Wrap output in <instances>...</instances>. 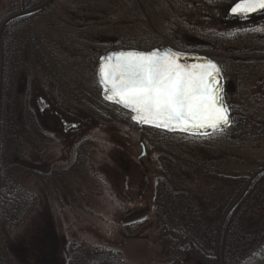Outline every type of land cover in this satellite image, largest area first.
<instances>
[{
    "label": "rangeland",
    "instance_id": "1",
    "mask_svg": "<svg viewBox=\"0 0 264 264\" xmlns=\"http://www.w3.org/2000/svg\"><path fill=\"white\" fill-rule=\"evenodd\" d=\"M96 1L55 0L33 21L34 46L22 45L5 106L13 142L2 159L35 202L23 223L0 228V264H67L91 248L117 252L125 264H168L158 245L156 187L164 182L171 196L178 181L179 189L197 194L207 227L212 186L190 166L212 159L229 174L249 177L259 169L255 160L264 165V53L238 49L236 21L226 18L236 0ZM6 3L0 0V13ZM158 48L204 55L224 67L231 118H249L251 134L145 137L129 111L102 99L100 57ZM165 152L180 166V180L167 177Z\"/></svg>",
    "mask_w": 264,
    "mask_h": 264
},
{
    "label": "trees",
    "instance_id": "2",
    "mask_svg": "<svg viewBox=\"0 0 264 264\" xmlns=\"http://www.w3.org/2000/svg\"><path fill=\"white\" fill-rule=\"evenodd\" d=\"M45 0H7L5 11L0 13V25L9 16L22 10L33 8ZM92 0H71L75 5L89 4ZM134 1V0H132ZM97 1L95 0V3ZM127 0H120L124 6ZM131 2V0H130ZM100 3V0L99 2ZM28 18L16 20L5 29L1 41V80H0V228L14 227L23 223L28 217L35 202V195L20 182L11 171L10 166L4 164L3 153L10 146L12 137L7 136L5 106L15 72V66L20 57L22 45L28 48L34 46L32 24L42 13ZM263 54V53H261ZM223 57V62L228 61ZM222 63V62H221ZM221 70L224 67L221 66ZM239 70L236 68V71ZM224 73V71H223ZM226 100V99H225ZM227 103V102H226ZM230 115V125L218 132L207 134V137L225 138L231 131L239 136L251 134L253 123L249 118L240 117L234 123L231 109L227 104ZM143 135L153 133L155 136H175L177 133H168L153 128L144 127ZM184 135V134H181ZM12 138V139H11ZM11 139V140H10ZM235 141V139H232ZM167 150L166 147L162 149ZM165 154L164 168L170 179L180 180L181 168ZM254 164L264 168L258 160ZM191 167L193 174L206 180L212 186L207 194V206L212 209L213 220L202 226L203 212L198 205V195L193 191L178 188L175 182L176 193L168 196L164 182L156 187L154 195L155 214L158 222V245L161 256L168 264H216L214 255L216 250L217 234L221 221L232 203L239 197L250 177L238 174H229L224 165L212 159L196 163ZM257 170V171H258ZM256 171V172H257ZM145 205H143L144 207ZM141 215L142 210H138ZM142 220L136 223V228L142 227ZM192 262V263H191ZM220 264H264V173L252 183L248 193L227 219L219 244ZM67 264H125L120 254L106 249H85L84 254L77 260H70Z\"/></svg>",
    "mask_w": 264,
    "mask_h": 264
},
{
    "label": "snow or ice",
    "instance_id": "3",
    "mask_svg": "<svg viewBox=\"0 0 264 264\" xmlns=\"http://www.w3.org/2000/svg\"><path fill=\"white\" fill-rule=\"evenodd\" d=\"M258 10L264 0H242L232 8L245 15ZM219 73L215 64L185 66L167 52L122 51L102 58L98 74L105 99L130 110L135 122L197 135L230 123Z\"/></svg>",
    "mask_w": 264,
    "mask_h": 264
},
{
    "label": "water",
    "instance_id": "4",
    "mask_svg": "<svg viewBox=\"0 0 264 264\" xmlns=\"http://www.w3.org/2000/svg\"><path fill=\"white\" fill-rule=\"evenodd\" d=\"M55 0H45L44 2H42L41 4L33 7V8H30V9H27V10H22L16 14H13L11 16H9L7 19H5L1 25H0V80H1V41H2V36H3V33L5 31V29L8 27L9 24H11L12 22L16 21V20H19V19H22V18H28V17H32L34 15H37L39 14L40 12L44 11L46 8H48L49 6H51V4L54 2ZM238 4V3H237ZM237 4L233 5L229 11V14L230 15H237V14H234L232 12V8L235 7ZM127 52L129 50H120V51H115V52H109V53H106L105 55H103L102 57L99 58V61H98V65H97V71H96V77H97V80H98V83L101 87V96L104 100L110 102V103H115L117 104L115 101H109L107 99H105V92L100 84V78H99V66L101 64V61H102V58H105V57H108L114 53H118V52ZM153 51H157V52H160V53H170V54H174L176 56L179 57V62L185 66H192V65H195V62H191L188 61V60H184L183 59H194L195 61H198L200 60V65H206V64H209V63H212V64H215L217 66L216 63L214 62H211L208 60L207 57L205 56H199V55H190V54H181L179 52H176V51H173L169 48H160V49H154V50H151V51H137V52H145V53H150V52H153ZM182 59V61H181ZM193 60V61H194ZM197 63V62H196ZM218 67V66H217ZM219 68V67H218ZM218 80H219V87H221V77H220V73H219V77H218ZM110 94V93H109ZM223 96V94H222ZM223 103L225 105V102L223 100ZM119 105L120 107H122L123 109H125L122 105L120 104H117ZM226 106V105H225ZM128 110V109H126ZM130 111V110H128ZM131 112V111H130ZM132 113V112H131ZM229 114V112H228ZM134 114L132 113V116ZM132 116H131V120L133 122H135L133 119H132ZM230 117V116H229ZM137 124L138 127H142V126H146V127H152V128H155L153 126H149V125H142V124H139L137 122H135ZM230 125V123L227 125V126H223L222 128L220 129H217L216 131H213L212 129H207V130H200V133L201 134H197V135H207V134H211L213 132H218V131H222L224 129H226L228 126ZM157 129V128H156ZM163 130V129H161ZM166 131V130H164ZM206 131L207 134H204V132ZM169 132V131H168ZM176 133H182V134H190V133H185V132H180V131H175ZM190 135H193V134H190ZM140 147H141V154H140V158L143 157L145 155V146L143 145V143H140L139 144ZM264 173V168L263 169H260L258 170L257 172H255L249 179V182L247 183V185L245 186V188L243 189V191L241 192V194L239 195V197L232 203V205L227 209L222 221H221V224H220V227H219V230H218V234H217V241H216V250H215V255L213 256L214 259H215V262L216 264H220L219 262V244H220V238H221V234H222V231H223V228H224V225L227 221V219L229 218V216L231 215V213L237 208V206L241 203V201L244 199V197L246 196V194L248 193L252 183L254 182V180L259 177L261 174Z\"/></svg>",
    "mask_w": 264,
    "mask_h": 264
},
{
    "label": "flooded vegetation",
    "instance_id": "5",
    "mask_svg": "<svg viewBox=\"0 0 264 264\" xmlns=\"http://www.w3.org/2000/svg\"><path fill=\"white\" fill-rule=\"evenodd\" d=\"M241 2H242V0H236L233 3V5H235L237 3L239 4ZM231 7H229V9L227 10V13H226L227 17L226 18H227V20L236 21L237 32L236 31L235 32L237 34L235 36V39L237 41L238 49L240 51H245V52H258V53L261 52V53H264V35L260 34V32L264 30V10H258L255 13H248L247 15H245V14L230 15L229 11H230ZM252 27H253V29H252ZM231 28L232 27H230V28L226 27L225 31H223V37H225L224 39L226 41H227V37L228 38L230 37L229 32L231 31ZM250 30H253V32H255V33L252 35L249 32ZM226 44H228V43H226ZM225 52H228V50L225 49ZM181 54L199 55V54L183 53V52H181ZM199 56H204V55H199ZM205 57H207V56H205ZM207 58L209 61L213 62L211 59H209V57H207ZM184 60H188V61H190V63L195 62V65H200V60L195 61L194 59H183V61ZM181 61H182V59H181ZM220 74H221L220 77H221L222 94H223V97L226 98L227 84H226L225 77L223 75L224 73L221 70V66H220ZM74 127L75 126H73V128Z\"/></svg>",
    "mask_w": 264,
    "mask_h": 264
}]
</instances>
